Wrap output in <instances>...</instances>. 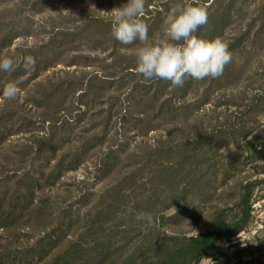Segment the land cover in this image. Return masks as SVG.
<instances>
[{"label": "rangeland", "instance_id": "rangeland-1", "mask_svg": "<svg viewBox=\"0 0 264 264\" xmlns=\"http://www.w3.org/2000/svg\"><path fill=\"white\" fill-rule=\"evenodd\" d=\"M127 2L0 0V58H12L18 68L24 69L23 57L31 55L26 50L36 49L56 33L73 34L65 44V52L56 58L52 67L40 70L36 77L33 70L28 74L23 70L15 82L19 89L16 99L9 100L1 94L11 72H0V127L8 134L0 147V183L7 182L6 187L13 192L20 176L41 177V186L34 195L37 202L54 204L55 208L73 207L83 216L98 194L129 171L135 162L131 156L141 155L148 145L160 149L178 137V129L187 128L188 132L194 129L190 135L207 133L210 139V144L190 161L194 165L193 176L197 175L195 179L199 181L179 194L183 199L181 204L171 208L161 219L162 232L158 239L198 236L217 218L228 223L235 221L245 206L242 204L244 189L252 185L249 223L244 231L206 259L212 264H264V36L257 45L251 42L264 20V0H220L219 3L218 0H145L142 17L148 26L150 43L165 38L163 21L173 6L194 2L208 12L207 23L194 35L208 41L217 37L224 40L232 54V66L219 78L193 80V87L198 91L173 98L172 102L183 108L187 103L201 101L210 89L209 104L197 108V115L190 112L189 121L185 120L188 118L183 109L176 117H156L148 130L140 127L137 131L133 125L123 130L120 126L127 91L118 82L125 72L120 73L121 67L116 63L123 62L125 66L127 61L113 56L112 49L113 45H118L122 55L136 56V50L142 45L139 41L130 45L117 41L108 32L111 17L101 12ZM54 5L56 10H47ZM227 12L230 16L224 20L221 14ZM243 36L247 47L231 50L234 39ZM93 78L98 79L91 93L82 97ZM63 79L78 82L84 79V90L75 97L69 96L61 113L50 122L46 117L49 103L40 101L43 88ZM169 97L164 96L162 100ZM110 114L114 123L107 124ZM55 123L59 129L53 133ZM250 130L253 131L246 136ZM220 131L226 132L224 138L215 137ZM234 131L236 134L232 136L230 133ZM64 138L67 140L60 143ZM225 141L228 143L218 148ZM113 144H119V155L123 159L117 166L120 167L117 174L110 175L99 169V161ZM50 146L56 147L54 153ZM221 149L225 150V155ZM70 151L74 156L84 153L80 166L73 171L53 169L57 159ZM77 162L74 161V165ZM178 162L179 156L174 154L161 163V171L158 168L162 176L157 178V184L163 189L172 192L176 181L167 179L166 172L170 167L177 168ZM171 192L169 196L173 195ZM85 194L90 195L83 198ZM23 233L17 245L25 246L29 240L32 243L36 239L28 237L25 230ZM10 234L7 228L0 230L1 245L9 242ZM200 264L210 262L202 260Z\"/></svg>", "mask_w": 264, "mask_h": 264}, {"label": "trees", "instance_id": "trees-1", "mask_svg": "<svg viewBox=\"0 0 264 264\" xmlns=\"http://www.w3.org/2000/svg\"><path fill=\"white\" fill-rule=\"evenodd\" d=\"M53 1L47 0V2ZM58 3L60 1H57ZM56 8L54 5L47 10L53 11ZM221 15L224 20L230 16L228 12ZM140 19L144 21L145 18ZM105 33L103 32L104 35ZM71 35L73 34L56 33L36 49L25 51L35 59L32 73L34 77L38 76L40 70H47L53 66L56 58L65 52V44H68L67 40ZM262 36H264V20L254 40L250 39L252 44L257 45L261 42ZM230 46L231 50L245 48L247 40L244 36L235 38ZM118 48V45H113V56L127 61L125 66L123 62L116 63L121 67L118 71L125 72L118 82L121 83V88L127 91L123 99L126 107L123 109V121L120 123L122 130L129 125H133L136 131L140 127L142 130H148L156 117L162 118L167 115L176 117L180 115V110L184 109L188 118L190 112L194 115L198 112L197 108L209 104L210 89L204 93L201 101L187 103L183 108L177 107L172 102L174 97L180 98L179 96H187L192 90L194 92L199 90L193 87V79L186 78L183 87H172L166 80L146 81L135 72L137 57L131 55L133 58L129 60L131 56L122 55ZM230 66L231 63L226 65L224 71ZM23 70L28 74L29 70L16 67L9 75V83H15ZM97 79L89 80L86 86L88 89L84 95H81L82 97L91 93L94 81ZM84 84V79L79 82L63 79L50 82L46 88H43L44 93L40 101L49 103L46 105L48 107L46 117L50 122L61 113V107L69 96L75 97L77 92L84 90ZM164 96L170 97L162 100ZM55 106L58 108L53 109ZM185 120L189 121V118ZM106 122L114 123L113 114L108 116ZM56 126L57 123L52 128L53 133L59 129ZM193 130L188 132L187 128L178 129V137L172 142L165 143L160 149L148 145L141 155L131 156L135 162L131 166L128 165L129 171L121 174L116 179V183L113 181L108 188L98 194L93 206L83 216L73 210V207L55 208L54 204L37 202L34 195L41 186L43 179L41 177L20 176L13 192L6 187L7 182L0 183V230L7 228L11 232L9 242L0 244V264H200L202 260L214 256L219 246L244 231L249 223L251 209L249 203L254 192L252 185L244 189L242 204L245 206L242 215L235 221L228 223L217 218L198 236L188 238L166 236L163 240L158 239V234L162 232L161 219L166 217V212L171 208L181 204L183 199L179 194L199 181L195 179L197 175L193 176L194 165L190 164V161L200 154L198 152L203 147L210 144V139L207 133L190 135ZM252 131H248L246 136ZM181 132L184 133L180 135ZM225 134L226 132L220 131L215 137L224 138ZM230 134L233 136L236 132ZM7 136V132L0 127V147L5 143ZM63 140L67 138L61 139L60 143ZM227 143L228 141L222 142L218 148ZM48 147L49 145L46 146ZM50 150L54 153L56 147L50 146ZM120 150L119 144L109 145L108 151L103 153L99 161V169L110 175L117 174L120 169L117 166L123 159L119 155ZM72 153L74 152L64 153L57 159L53 169L59 172L77 169L84 153L80 156L79 153L78 156ZM174 154L179 156V162L175 165L177 168L170 167L166 172L167 179L172 178L171 180L176 181L171 192L159 186L157 178L162 176L161 172L158 173L161 163ZM74 161L78 162L74 165ZM190 177H193L191 182L188 181ZM181 187L183 190L175 191ZM170 192L173 195L169 196ZM89 195L85 194L83 198ZM139 212L150 214L152 222L138 221L136 214ZM18 229L21 233L17 231ZM23 230L28 232L26 233L28 237L33 236L36 239L32 243L29 240L25 246L17 245L22 234L24 235Z\"/></svg>", "mask_w": 264, "mask_h": 264}, {"label": "clouds", "instance_id": "clouds-1", "mask_svg": "<svg viewBox=\"0 0 264 264\" xmlns=\"http://www.w3.org/2000/svg\"><path fill=\"white\" fill-rule=\"evenodd\" d=\"M145 11V0H128L111 11H101L110 16L111 34L123 45L139 41L142 45L136 50L135 72L149 81L153 79L169 81L172 87H183L186 78L203 80L219 78L231 60L232 54L228 44L217 37L211 41L198 38L194 33L207 23L206 8L194 2L173 6L164 24V37L149 42L148 26L140 17ZM17 65L13 59L0 58V71H15ZM23 67L33 70L35 59L31 55L23 57ZM19 89L15 83H7L3 89V97L16 99ZM225 153L224 149H221ZM136 219L152 222V216L139 212ZM212 264L210 259H204Z\"/></svg>", "mask_w": 264, "mask_h": 264}]
</instances>
